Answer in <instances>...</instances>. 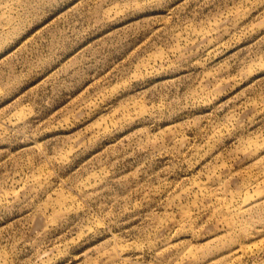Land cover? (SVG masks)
I'll list each match as a JSON object with an SVG mask.
<instances>
[{
	"label": "rangeland",
	"instance_id": "1",
	"mask_svg": "<svg viewBox=\"0 0 264 264\" xmlns=\"http://www.w3.org/2000/svg\"><path fill=\"white\" fill-rule=\"evenodd\" d=\"M0 264H264V0H0Z\"/></svg>",
	"mask_w": 264,
	"mask_h": 264
}]
</instances>
